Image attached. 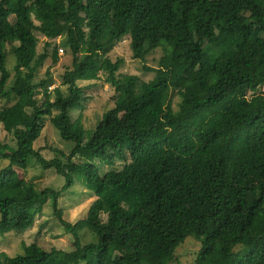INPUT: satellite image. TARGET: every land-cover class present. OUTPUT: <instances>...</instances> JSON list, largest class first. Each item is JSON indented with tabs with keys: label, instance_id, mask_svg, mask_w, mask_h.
<instances>
[{
	"label": "trees",
	"instance_id": "trees-1",
	"mask_svg": "<svg viewBox=\"0 0 264 264\" xmlns=\"http://www.w3.org/2000/svg\"><path fill=\"white\" fill-rule=\"evenodd\" d=\"M262 34L264 0H0V96L17 98L0 114L16 142L0 139V160H9L0 170V215L24 233L51 197L74 239L71 251L32 243L14 257L0 252V264H181L176 251L189 237L201 243L192 264H264ZM124 38L142 63L164 51L157 68L145 67L155 72L150 81L120 73L124 61L110 58ZM9 39L19 46L7 88ZM58 39L72 65L62 76L68 95L56 87L52 98L51 70L35 79L49 58L59 63ZM101 74L115 89V106L86 138L71 112L82 107L80 82ZM47 118L74 143L68 155L48 160L35 149ZM30 157L65 185L40 190L26 178ZM96 160L125 165L103 175ZM78 178L96 199L72 223L60 198ZM84 230L96 240L84 243Z\"/></svg>",
	"mask_w": 264,
	"mask_h": 264
},
{
	"label": "rangeland",
	"instance_id": "rangeland-1",
	"mask_svg": "<svg viewBox=\"0 0 264 264\" xmlns=\"http://www.w3.org/2000/svg\"><path fill=\"white\" fill-rule=\"evenodd\" d=\"M264 37V34L261 35ZM46 38L40 39V50H42L43 43ZM62 39H58L57 43L60 44L59 56L60 61L57 65H53L52 60L49 58L37 72L35 82L46 78V72L51 70L52 78L49 89L53 92L56 87H60L65 95H68L67 87L63 84L62 76L64 72L72 65V53L61 45ZM19 46V41L16 39H9L3 44V52L6 56L7 68L11 74V78L7 84V88L13 86L15 81V49ZM164 55L161 48L156 49L154 52L147 56L145 63L134 59L130 47L129 39H122L116 47L110 51L109 56L113 61L122 59L124 61L120 73L134 74L141 79L150 81L155 77V72L147 71V68H157L159 60ZM101 80L98 82H80V86L86 88L85 95L82 99V107L74 109L71 112L73 120V127L76 132L85 130V136L88 138V131H92L100 121L104 119L105 114L115 106V89L113 86L105 82L106 75L101 74ZM49 95V94H48ZM50 96V95H49ZM252 93H249V97ZM38 99L40 102L47 99L44 93L39 94ZM16 97L9 100L1 99L0 96V114L1 111L13 105L16 102ZM180 97L174 98V109H178ZM30 110V109H28ZM44 129L41 137L35 143V149L40 150L41 154L48 160L60 156L59 151L69 154L74 146L73 142L65 141L59 135L57 129L52 124L49 118L44 120ZM0 139L4 144L11 147H16V142L12 134L4 130L3 123L0 119ZM128 157V161L129 156ZM79 157L75 158V162H81ZM100 170V173L105 175L110 171H120L125 165V161L117 160L115 166H109L96 160L93 162ZM9 165V160H0V170ZM26 178L33 181L40 190L50 188L52 190L61 189L66 179L64 176L58 174L54 169H44L41 164L33 157L28 161V173ZM86 183L80 180L75 181L74 186L64 192L60 198V209L64 211V217L72 223H76L86 217L89 207L96 199L95 194L85 185ZM106 218V216H103ZM264 230V226H260ZM81 237L84 243L96 240V237L89 231L84 230L81 232ZM73 236L66 232L65 228L54 214L51 197L44 205V211L36 218L35 225L25 231L18 233L10 229L7 220L2 219L0 215V252H5L9 256L14 257L24 252V245L38 243L42 248L50 251L52 248L62 249L65 251L73 250ZM201 248V243L193 237L187 238L186 242L177 248L176 258L181 264H192L198 251ZM241 246L237 248V251Z\"/></svg>",
	"mask_w": 264,
	"mask_h": 264
},
{
	"label": "built area",
	"instance_id": "built-area-1",
	"mask_svg": "<svg viewBox=\"0 0 264 264\" xmlns=\"http://www.w3.org/2000/svg\"><path fill=\"white\" fill-rule=\"evenodd\" d=\"M62 50V49H61Z\"/></svg>",
	"mask_w": 264,
	"mask_h": 264
}]
</instances>
